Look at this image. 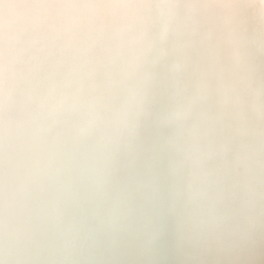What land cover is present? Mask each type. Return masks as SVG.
I'll use <instances>...</instances> for the list:
<instances>
[{
  "label": "clouds",
  "instance_id": "9594fccd",
  "mask_svg": "<svg viewBox=\"0 0 264 264\" xmlns=\"http://www.w3.org/2000/svg\"><path fill=\"white\" fill-rule=\"evenodd\" d=\"M264 226V0H0V264H94L164 214Z\"/></svg>",
  "mask_w": 264,
  "mask_h": 264
},
{
  "label": "bare ground",
  "instance_id": "6f19581e",
  "mask_svg": "<svg viewBox=\"0 0 264 264\" xmlns=\"http://www.w3.org/2000/svg\"><path fill=\"white\" fill-rule=\"evenodd\" d=\"M159 225L151 236L99 252L94 264H264V226H257L247 239L197 246L179 238L170 214H164Z\"/></svg>",
  "mask_w": 264,
  "mask_h": 264
}]
</instances>
